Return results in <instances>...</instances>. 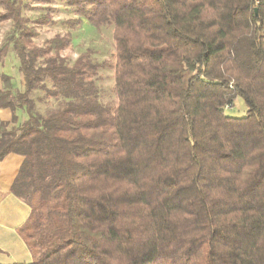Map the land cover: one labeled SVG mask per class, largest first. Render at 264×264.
Returning <instances> with one entry per match:
<instances>
[{
	"label": "trees",
	"instance_id": "16d2710c",
	"mask_svg": "<svg viewBox=\"0 0 264 264\" xmlns=\"http://www.w3.org/2000/svg\"><path fill=\"white\" fill-rule=\"evenodd\" d=\"M63 1L68 29L112 28L111 58L63 55L69 31L36 44L50 13L0 0L23 79L0 75V160L24 156L32 255L0 264H264V0Z\"/></svg>",
	"mask_w": 264,
	"mask_h": 264
},
{
	"label": "rangeland",
	"instance_id": "374dc122",
	"mask_svg": "<svg viewBox=\"0 0 264 264\" xmlns=\"http://www.w3.org/2000/svg\"><path fill=\"white\" fill-rule=\"evenodd\" d=\"M28 6L24 10V15L29 19L42 17L45 13H50L53 17V22L38 26V36L35 38L36 44H43L46 39L53 36L55 33H70V45L62 52L63 55L74 59L81 51L89 48L93 57L101 60L103 58H111L113 56L114 42L112 39V28L102 26L96 29L84 22L83 25L76 29H68L61 25V21L68 17H72L69 7L63 0H50L49 2H37L35 0H25ZM0 7V11H1ZM10 23H0V41L8 31ZM7 61L17 63L18 60L13 52L7 55ZM101 91V100L103 102L113 100L111 87L113 85V72L109 69H101L95 78ZM245 105L241 99L234 102V106L228 110V114L233 116H241L245 113Z\"/></svg>",
	"mask_w": 264,
	"mask_h": 264
},
{
	"label": "crops",
	"instance_id": "0c3cea01",
	"mask_svg": "<svg viewBox=\"0 0 264 264\" xmlns=\"http://www.w3.org/2000/svg\"><path fill=\"white\" fill-rule=\"evenodd\" d=\"M7 55L0 60V75L10 76L19 88L23 84L22 75L17 63L7 61ZM10 120L11 111L0 108V121ZM23 160L24 156L15 152H9L0 160V263H23L32 259L30 250L17 232V227L29 214V207L11 192Z\"/></svg>",
	"mask_w": 264,
	"mask_h": 264
}]
</instances>
